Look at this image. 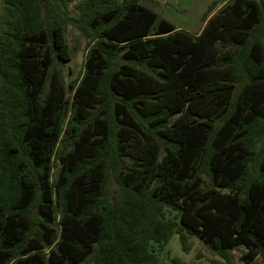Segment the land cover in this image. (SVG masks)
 I'll use <instances>...</instances> for the list:
<instances>
[{
    "label": "trees",
    "instance_id": "1",
    "mask_svg": "<svg viewBox=\"0 0 264 264\" xmlns=\"http://www.w3.org/2000/svg\"><path fill=\"white\" fill-rule=\"evenodd\" d=\"M73 1L0 0V264H170L174 234L264 264V0H214L196 34Z\"/></svg>",
    "mask_w": 264,
    "mask_h": 264
},
{
    "label": "rangeland",
    "instance_id": "2",
    "mask_svg": "<svg viewBox=\"0 0 264 264\" xmlns=\"http://www.w3.org/2000/svg\"><path fill=\"white\" fill-rule=\"evenodd\" d=\"M79 0H74L70 3L68 10L71 14L76 15L77 10L74 8V3ZM214 0H143V4L154 10L158 15L175 25L176 28L188 31L191 34H196L200 31L203 25L202 17L207 9V6ZM216 9L222 6L227 0H217ZM67 40L71 47H77V50L72 53L70 61L63 65H59L63 69V75L66 84L75 79L83 70L86 57V40L79 31L67 28ZM67 96H70L68 90ZM56 166H53V176L56 172ZM116 184L112 182L110 189H114ZM227 189H223L226 191ZM190 251L185 253L181 250L178 236L174 234L168 242L167 251L169 256L163 254V259L170 264L171 257L180 259L179 264H225L211 248H209L202 240L197 237L190 236ZM244 246H237L229 250V256L234 264H263L260 256L255 257L253 261L245 262L242 255L246 252Z\"/></svg>",
    "mask_w": 264,
    "mask_h": 264
}]
</instances>
